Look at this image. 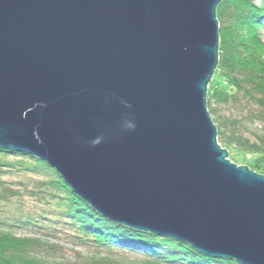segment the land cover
Segmentation results:
<instances>
[{"label":"water","instance_id":"1","mask_svg":"<svg viewBox=\"0 0 264 264\" xmlns=\"http://www.w3.org/2000/svg\"><path fill=\"white\" fill-rule=\"evenodd\" d=\"M222 1L0 0V150L112 222L264 264V176L207 108Z\"/></svg>","mask_w":264,"mask_h":264},{"label":"trees","instance_id":"2","mask_svg":"<svg viewBox=\"0 0 264 264\" xmlns=\"http://www.w3.org/2000/svg\"><path fill=\"white\" fill-rule=\"evenodd\" d=\"M256 1L223 0L217 8L219 61L207 108L219 145L264 176V2ZM68 248L75 262L65 259ZM0 264L239 263L112 222L46 164L0 150Z\"/></svg>","mask_w":264,"mask_h":264},{"label":"rangeland","instance_id":"3","mask_svg":"<svg viewBox=\"0 0 264 264\" xmlns=\"http://www.w3.org/2000/svg\"><path fill=\"white\" fill-rule=\"evenodd\" d=\"M264 2V0H257L256 1V4L257 5H261L262 3ZM264 22V21H263ZM260 35H261V38L264 40V23H263V25H262V27H261V29H260ZM215 78V74H214V76H213V78H212V81H213V79ZM211 81V82H212ZM263 127V129H264V126H262ZM223 149V148H222ZM225 150V149H224ZM227 152H228V156H229V159L231 158V156L232 157H236V158H240V156H238L235 152H229L228 150H226ZM240 159H242V161H237V163L236 162H234V161H232L231 159V161L233 162V163H235L236 165H238L239 167H247V168H249L248 166H246L245 165V162L248 160L247 158H240ZM250 169V168H249ZM251 170V169H250ZM77 252H75V251H73L71 248H68V249H66V252H65V254H64V257H65V259L66 260H68V261H70V262H75L76 261V259H78L77 257H78V255L76 254ZM58 258H59V260H61V252H60V254L58 255Z\"/></svg>","mask_w":264,"mask_h":264},{"label":"bare ground","instance_id":"4","mask_svg":"<svg viewBox=\"0 0 264 264\" xmlns=\"http://www.w3.org/2000/svg\"><path fill=\"white\" fill-rule=\"evenodd\" d=\"M70 188V187H69Z\"/></svg>","mask_w":264,"mask_h":264}]
</instances>
